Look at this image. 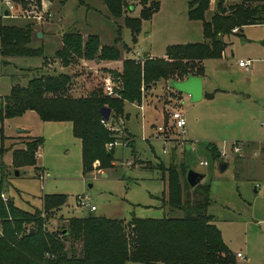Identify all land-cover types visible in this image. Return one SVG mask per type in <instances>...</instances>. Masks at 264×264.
Returning a JSON list of instances; mask_svg holds the SVG:
<instances>
[{"label": "rangeland", "instance_id": "1", "mask_svg": "<svg viewBox=\"0 0 264 264\" xmlns=\"http://www.w3.org/2000/svg\"><path fill=\"white\" fill-rule=\"evenodd\" d=\"M141 1L124 0L123 15L139 19V32L133 40L121 18L107 15L101 0H11L14 9L7 10V17L2 16L3 22L17 26L30 22L40 35L33 31L29 46L39 48L41 54L0 56V97L8 95L13 84L25 86L34 76L59 71L74 75L69 95L83 96L90 88L103 93L100 82L108 73L105 70H115L118 64L84 66L78 60L62 66L54 52L61 45L63 32H77L82 40L88 34H95L103 44H111L118 36V47L121 49L122 43L126 46L120 58L131 57L135 51L147 59L161 58L170 45L201 40V21L187 16L190 0H145L144 4ZM215 1H209L206 17L215 9ZM237 2L223 0L221 5L227 9ZM259 6V14L264 17V1ZM4 8L0 0V15ZM142 8L152 9L147 18H141ZM244 35L250 36L251 44H245L239 36L224 35L225 58L203 61V95L199 101L189 102L183 93L169 96L167 83L159 81L156 86L142 89L143 95L137 103L143 106L142 112L134 103L124 102L121 116L110 119V142L115 144L111 147V164L107 169L83 171L80 142L73 136L68 121L43 122L28 111L0 119L5 197L26 213L32 214L36 208L42 210L40 230L46 234H57L66 228L67 217L88 213L125 221L132 216L180 217L181 210L169 209L165 203L166 179L161 178L158 165L183 164L204 174L202 183H210L212 203L207 213L212 215L227 247L243 255L238 264H264L263 157L259 149L251 156L249 151L244 152L243 145V149L241 145L236 146L237 152L230 148L234 141L264 143V57L254 49H264V26H250ZM247 57L253 59L252 63L249 60L246 69L239 67V58L246 60ZM139 85L142 86L141 81ZM179 108L185 118L183 134L173 129L169 120L171 111ZM155 122L167 127L162 135L150 127ZM23 126L30 135L18 131ZM125 134L131 144L123 146L127 141ZM31 135L42 138L35 164L25 166V174L13 176L11 151L23 147ZM218 160L226 162L222 171L216 167ZM97 164L93 162L92 168ZM178 172L182 183V171ZM46 195H60L59 208L43 211L42 199ZM77 196H85L95 209L89 212L87 207L78 206ZM21 225L25 230L30 224Z\"/></svg>", "mask_w": 264, "mask_h": 264}, {"label": "trees", "instance_id": "2", "mask_svg": "<svg viewBox=\"0 0 264 264\" xmlns=\"http://www.w3.org/2000/svg\"><path fill=\"white\" fill-rule=\"evenodd\" d=\"M101 1L107 15L121 18L135 40L134 36L139 32V19L123 15L124 0ZM144 1H141L142 4ZM209 1L188 2V18L201 21L202 42L170 45L161 58H144L141 63L128 56L120 58L126 46L122 43L121 49L118 47V36L111 44H100L95 34H88L82 40L77 32H63L61 45L54 52V57L60 60L62 66L78 63L80 59H121L119 71L105 70L111 78L114 95L108 96L99 89L90 88L86 95L74 97L68 93L74 75L63 71L40 74L28 79L25 86L13 84L9 94L0 97V119L31 111L40 121H68L73 136L80 142L83 171L109 168L113 148L106 149L105 145L112 140L110 119L121 116L124 102L137 104L143 95L142 89L156 86L159 81L180 80L188 74L201 76V61L218 58L225 47L222 36L232 33L233 28L264 22V17L259 14V2L264 0H238L228 5L227 9L221 5L223 0H216L215 9L205 20L204 13ZM150 11L152 9L142 8L141 18H147ZM33 31L30 22L22 26L6 24L1 14L0 56L41 54L39 48L29 46ZM140 81L142 86L139 85ZM100 84L102 86V81ZM167 91L169 96L180 94L170 88ZM102 106L110 110L108 119L103 122L98 114ZM27 139L29 141H24L23 147L11 151V169L34 166L42 138L29 136ZM124 140H127L125 145L131 144L128 137H124ZM2 150L0 193L4 191ZM262 151L264 156V147ZM217 154V151L214 152L215 157ZM95 161L98 164L93 169ZM180 165H158L161 178L166 179L165 203L169 209L181 210L180 217L132 216L125 221L88 213L82 217H67L66 228L57 234H46L40 230L42 210L36 208L34 213L29 214L12 205L8 198L3 201L0 197V264H237L234 254L223 242L212 215L207 213L211 203L209 183H197L189 188L184 180L182 183L179 180L178 170L184 175L186 168ZM61 201L60 195L44 196L43 211L59 208ZM23 223L30 225L24 230Z\"/></svg>", "mask_w": 264, "mask_h": 264}, {"label": "water", "instance_id": "3", "mask_svg": "<svg viewBox=\"0 0 264 264\" xmlns=\"http://www.w3.org/2000/svg\"><path fill=\"white\" fill-rule=\"evenodd\" d=\"M8 12L6 9L3 10V15L7 16ZM37 34L40 35L39 32ZM167 87L175 90L179 93H183L188 96L189 102L199 101L202 97V80L200 75L188 74L184 79L175 80L170 79L167 81ZM109 108L102 106L98 109V114L103 120H107L109 117ZM18 131H25L24 129H18ZM218 171H222L226 167V162L218 160L216 165ZM26 173L24 169L13 168V176H20ZM204 174L185 168L183 180L188 187H193L203 178ZM31 230V229H30Z\"/></svg>", "mask_w": 264, "mask_h": 264}, {"label": "built area", "instance_id": "4", "mask_svg": "<svg viewBox=\"0 0 264 264\" xmlns=\"http://www.w3.org/2000/svg\"><path fill=\"white\" fill-rule=\"evenodd\" d=\"M2 2L5 5L6 10L11 11L14 9V4H13V2H11V0H2ZM232 31L233 32L236 31V28H233ZM131 58H133L135 60V62L141 63L145 57H144V55H140L138 51H135V53H133V56H131ZM237 65L243 69H246L249 66V60H247V59L246 60H240L239 59L237 61ZM102 89H103V92L105 95H108V96L114 95V90L112 87V81H111L110 76L105 75L102 78ZM137 107L139 109L142 108L141 105H139V104L137 105ZM169 116H170L169 120H170L172 128L177 130L179 133L183 134L184 133V125H185V118L183 116V113L180 110L176 109V110L171 111ZM103 121L104 120L101 119V122H103ZM165 128L166 127L163 128L161 125L156 126L155 127L156 134L162 135L161 133L164 132ZM163 141H164V139H163ZM114 144H115V142H108V143H106L105 147H106V149H110L111 147H113ZM236 146H237V144H234V143L230 144V148H232L234 152H237L239 150V148ZM221 153H222V155H224L223 151ZM199 164H205V162H199ZM0 197L3 201L6 200V197H5V194L3 191L0 193ZM76 201H77L78 206L87 207L89 212H91L95 209V207L93 205H90L87 202L85 196L84 197L83 196H77ZM235 258L243 259V255L240 252H236Z\"/></svg>", "mask_w": 264, "mask_h": 264}, {"label": "crops", "instance_id": "5", "mask_svg": "<svg viewBox=\"0 0 264 264\" xmlns=\"http://www.w3.org/2000/svg\"><path fill=\"white\" fill-rule=\"evenodd\" d=\"M103 6V5H102ZM103 8H104V6H103ZM5 9V8H4ZM3 9V10H4ZM213 11V10H212ZM212 11L211 12H209L210 14L212 13ZM210 14H209V16H210ZM2 16L5 18V17H7V16H4L3 15V11H2ZM209 16L208 17H206V15H204V17L206 18V20L209 18ZM204 18V19H205ZM250 26H264V22L263 23H256V24H249V25H244V26H242L241 28H239V29H236V31H232V33H230V34H232L233 36H239L242 40H245V44H251L252 42H251V38H250V36L248 37V38H246L245 37V35H244V31L247 29V28H249ZM34 32H37V30H35ZM230 34H228V35H230ZM201 40L199 41V42H202L203 41V38H202V29H201ZM223 37V36H222ZM223 40H224V38H223ZM225 41V40H224ZM100 42V41H99ZM226 42V41H225ZM185 43H197V42H185ZM100 44H103L102 42H100ZM252 46V45H251ZM263 46H264V44H263ZM249 48H251L250 46H249ZM264 48V47H263ZM254 49L257 51V53L259 54V55H263V57H264V49H258L257 47L255 48L254 47ZM225 50H226V46L223 48V50H222V52L220 53V56L218 57V58H220V57H224L225 58ZM123 57H126V55L125 56H123L122 55V58ZM144 57H145V55H144ZM250 57V56H249ZM249 57H247V58H244V59H248V60H250V62L252 63V61H253V59L252 58H249ZM218 58H214V59H218ZM239 59H241V58H239ZM264 59V58H263ZM205 60V59H204ZM204 60H202L201 61V64H202V66H203V61ZM90 63H92L94 66H102V67H111V66H113L114 64H118V67H115L116 69L115 70H117V71H119L120 69H121V59H119V60H97V59H92V60H83V59H80V63L79 64H81V65H84V66H86V65H89ZM250 63V64H251ZM203 79V73H202V75H201V80ZM202 95H203V91H202ZM202 98V97H201ZM135 105H136V107H137V105L138 104H136V103H134ZM142 108L141 109H139L138 107V110L139 111H143V106H141ZM180 109V108H179ZM180 111H181V109H180ZM28 112H31V111H28ZM33 113V112H32ZM40 121V120H39ZM43 122H46V121H43ZM155 124H157L156 122H155ZM155 124H150V127H152V128H154L155 129V127H156V125ZM158 125V124H157ZM155 126V127H154ZM23 129H25V132L27 133V134H29V132H28V130H27V128H25L24 126H23ZM24 132V131H23ZM125 132V131H124ZM30 135V134H29ZM31 136H33V135H31ZM35 136V135H34ZM124 137H127L126 136V134L124 135ZM125 144H123V146H124ZM237 145H241V148H242V145L245 147V149H243L244 150V152H246V151H249V153L251 154V156H255L256 155V153L254 152L255 150H257V149H259V154L261 153L262 154V157H263V161H264V156H263V151H262V148L264 147V143L263 144H260V143H256V142H254V141H247V142H244V143H237ZM210 150V149H209ZM244 152L242 153V155L244 154ZM210 153H211V150H210ZM246 155V154H245ZM176 165H180V164H176ZM101 174L102 175H104L105 174V172H101ZM35 175L38 177L39 176V174L38 173H35ZM204 177V176H203ZM203 179V178H202ZM202 179L200 180V182L199 183H202ZM190 188V187H189ZM4 192V191H3ZM209 192H210V183H209ZM209 198H210V200H211V203H212V199H211V197H210V193H209ZM211 203L209 204V205H211ZM211 215V214H210ZM223 240V239H222ZM224 242V241H223ZM227 246V245H226ZM230 250V249H229ZM231 251V250H230ZM233 254H234V256H235V253L236 252H239V251H235V252H233V251H231ZM235 260H236V263L238 264V261H239V259L238 258H235Z\"/></svg>", "mask_w": 264, "mask_h": 264}]
</instances>
